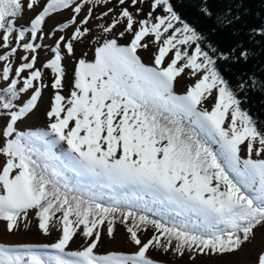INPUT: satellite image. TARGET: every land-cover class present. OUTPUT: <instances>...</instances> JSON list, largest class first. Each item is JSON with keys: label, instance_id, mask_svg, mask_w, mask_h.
I'll list each match as a JSON object with an SVG mask.
<instances>
[{"label": "snow or ice", "instance_id": "1", "mask_svg": "<svg viewBox=\"0 0 264 264\" xmlns=\"http://www.w3.org/2000/svg\"><path fill=\"white\" fill-rule=\"evenodd\" d=\"M89 44L91 57L77 54ZM249 58L220 51L172 0H0V222L59 233L0 243V264H164L150 249L195 264L241 251L264 230V121L219 62ZM46 90V125L32 130ZM119 227L135 251L100 252Z\"/></svg>", "mask_w": 264, "mask_h": 264}, {"label": "trees", "instance_id": "2", "mask_svg": "<svg viewBox=\"0 0 264 264\" xmlns=\"http://www.w3.org/2000/svg\"><path fill=\"white\" fill-rule=\"evenodd\" d=\"M172 3L182 19L203 33L220 51L230 53L236 49L238 54L240 46L250 50L247 61H220L219 67L232 85L242 80L249 85L240 93L245 98L243 107L264 121V90L260 87L264 82V37L253 35L251 31L264 28V0H172ZM205 3L212 16L201 11ZM237 16L239 19H235Z\"/></svg>", "mask_w": 264, "mask_h": 264}, {"label": "rangeland", "instance_id": "3", "mask_svg": "<svg viewBox=\"0 0 264 264\" xmlns=\"http://www.w3.org/2000/svg\"><path fill=\"white\" fill-rule=\"evenodd\" d=\"M116 3V0H113V4ZM111 6V5H110ZM104 10L100 8L99 10L94 11V15L98 16L99 11ZM34 15V13L27 12L24 18L20 21L21 24H27L29 19ZM71 12L64 11L60 14H55L52 18H50L47 23L46 27L51 29L57 23L70 18ZM103 20L100 21H93V25L96 23H103ZM95 35H101V30L99 28L94 29ZM59 33H57V36ZM46 44H53L52 39L45 40ZM83 52H88L89 57L92 56L91 45L83 46L81 45L78 49V55L82 54ZM50 53H46L42 51L40 54L41 60H46L47 56ZM145 61L150 63V60L145 57ZM69 70V80H71V72L74 68V62L66 61ZM191 81H183L182 84L186 85ZM184 88H179L178 91H183ZM51 99V90H46L43 96L42 103L38 110L25 122L32 130L42 129L46 125V117L45 111L50 103ZM35 222H33V227L27 231H19L16 233H8L5 230V226L2 222H0V243H9V244H18V243H50L54 242V240L58 237L59 233L53 231L51 236H44L42 235L34 226ZM152 235V230L145 234H143L144 239L150 238ZM84 245V241L77 236L74 239L73 244L71 247L73 249L79 248ZM264 248V230H258L256 233L255 239H253L250 243H247L241 251L229 255V256H200L197 257L195 264H251L252 258L254 255L258 254ZM108 250H124V251H135L134 245L129 241L126 231L123 227H119L117 230V234L114 239H108L107 236L103 237V244L99 248L100 252H106ZM149 256L152 258L158 259L164 264H190L188 257L185 256L184 258H178L172 255H164L156 250L150 249Z\"/></svg>", "mask_w": 264, "mask_h": 264}, {"label": "bare ground", "instance_id": "4", "mask_svg": "<svg viewBox=\"0 0 264 264\" xmlns=\"http://www.w3.org/2000/svg\"><path fill=\"white\" fill-rule=\"evenodd\" d=\"M261 251H264V248H263ZM256 255H257V254H256ZM256 255L253 256L252 261H251V264H254V261H255V257H256Z\"/></svg>", "mask_w": 264, "mask_h": 264}]
</instances>
